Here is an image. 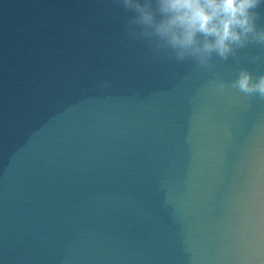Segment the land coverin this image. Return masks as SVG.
<instances>
[{
	"label": "water",
	"instance_id": "water-1",
	"mask_svg": "<svg viewBox=\"0 0 264 264\" xmlns=\"http://www.w3.org/2000/svg\"><path fill=\"white\" fill-rule=\"evenodd\" d=\"M114 0H0V264H264V100L155 58Z\"/></svg>",
	"mask_w": 264,
	"mask_h": 264
},
{
	"label": "clouds",
	"instance_id": "clouds-1",
	"mask_svg": "<svg viewBox=\"0 0 264 264\" xmlns=\"http://www.w3.org/2000/svg\"><path fill=\"white\" fill-rule=\"evenodd\" d=\"M128 15L126 37L144 43L155 58L191 62L211 69L213 61L233 60L250 46L264 48V0H114ZM264 58L250 56L248 63ZM213 88L220 94L236 89L264 100V73L254 75L241 67L230 84L214 74Z\"/></svg>",
	"mask_w": 264,
	"mask_h": 264
}]
</instances>
